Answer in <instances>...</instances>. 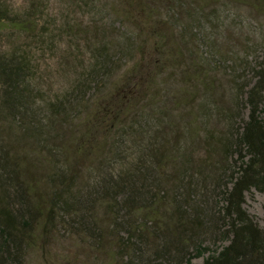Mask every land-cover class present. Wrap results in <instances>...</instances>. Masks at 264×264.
<instances>
[{"label":"trees","instance_id":"1","mask_svg":"<svg viewBox=\"0 0 264 264\" xmlns=\"http://www.w3.org/2000/svg\"><path fill=\"white\" fill-rule=\"evenodd\" d=\"M106 1L123 30H76L93 62L48 99L4 48L36 6L0 1V264H264V61L219 42L264 0Z\"/></svg>","mask_w":264,"mask_h":264},{"label":"rangeland","instance_id":"2","mask_svg":"<svg viewBox=\"0 0 264 264\" xmlns=\"http://www.w3.org/2000/svg\"><path fill=\"white\" fill-rule=\"evenodd\" d=\"M0 1L13 6L16 15L20 17L32 14V11L29 12L32 2L36 6L35 11L40 18L39 33L33 36L15 30L5 31L4 48L25 52L31 57L35 68V83L44 91L46 99L71 89L80 73L92 64L93 57L81 35L82 30L99 26L109 37H113L116 29L120 28L108 6L110 1L106 0H99L96 4L75 0ZM226 11L227 23L221 30L223 37L219 38V42H226L238 61L245 62L248 56V61L254 64L256 59L259 63L264 61V17L245 7L231 6ZM76 30H80L81 34L76 33ZM226 67L227 64L222 63L221 75L226 74L229 80L232 72ZM216 122L217 118L214 117L213 124ZM245 208L264 227V193L256 190L248 193ZM201 261L196 260L197 263Z\"/></svg>","mask_w":264,"mask_h":264}]
</instances>
